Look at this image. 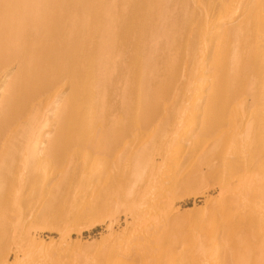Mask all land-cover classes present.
<instances>
[{
	"label": "bare ground",
	"instance_id": "6f19581e",
	"mask_svg": "<svg viewBox=\"0 0 264 264\" xmlns=\"http://www.w3.org/2000/svg\"><path fill=\"white\" fill-rule=\"evenodd\" d=\"M0 264H264V0H0Z\"/></svg>",
	"mask_w": 264,
	"mask_h": 264
},
{
	"label": "rangeland",
	"instance_id": "374dc122",
	"mask_svg": "<svg viewBox=\"0 0 264 264\" xmlns=\"http://www.w3.org/2000/svg\"><path fill=\"white\" fill-rule=\"evenodd\" d=\"M183 200L184 201L180 202V203H182L181 204V211L188 212V213L193 211V210H195V212H196V208H200V207L204 206V204H205V196H202V195L187 196ZM184 215H186L185 217H188L187 214H184ZM191 215H193V214H189V216H191ZM101 232H103V228L98 227L97 229H94L93 233H91V234L90 233H86L85 237L86 238L89 237L91 241L93 240V238L96 240L97 237L100 238V233ZM43 235L50 236V232L46 231V232L43 233Z\"/></svg>",
	"mask_w": 264,
	"mask_h": 264
}]
</instances>
